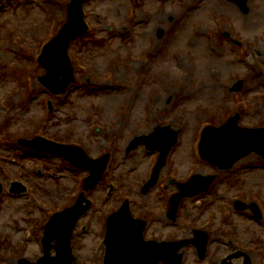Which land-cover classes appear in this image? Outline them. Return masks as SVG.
<instances>
[{"label":"rangeland","instance_id":"obj_1","mask_svg":"<svg viewBox=\"0 0 264 264\" xmlns=\"http://www.w3.org/2000/svg\"><path fill=\"white\" fill-rule=\"evenodd\" d=\"M69 2L0 0V264L37 262L45 224L76 202L90 176L61 156L19 144L37 136L79 146L91 158L111 154L104 177L86 193L93 203L75 231L74 264H104L107 218L128 199L134 216L149 222V239L207 232V257L188 246L183 264H222L237 251L264 264V160L253 153L219 170L198 152L203 129L237 113L240 126L264 127V0H89V31L69 50L76 81L54 95L38 80L46 73L39 57L67 22ZM198 47L216 62H201ZM173 57L177 63L168 64ZM220 59L228 63L219 65ZM159 126L179 130V142L144 195L159 153L128 150ZM194 174L216 179L207 192L184 198L172 222L170 198ZM15 181L28 191L11 194ZM236 200L256 202L263 218L237 210Z\"/></svg>","mask_w":264,"mask_h":264},{"label":"water","instance_id":"obj_2","mask_svg":"<svg viewBox=\"0 0 264 264\" xmlns=\"http://www.w3.org/2000/svg\"><path fill=\"white\" fill-rule=\"evenodd\" d=\"M86 1L88 0H71L67 23L60 33L45 46L40 57V63L47 71L46 75L40 77V81L54 94L65 93L69 85L75 81L69 46L72 40L88 31L84 16ZM235 88L241 91L243 81H240ZM239 120L240 115L237 114L231 117L226 124L220 127L208 126L203 132L200 144L202 157L219 169H231L240 159L252 153H257L264 158V127H241ZM178 139L179 131L167 126L158 127L151 136L137 137L131 142L128 152L141 145L161 152L152 177L143 188V194L146 195L158 183L168 155ZM20 143L35 151L61 155L72 164L89 170L91 176L85 181V191L94 188L101 180L110 159V154L99 159H91L79 147L59 144L43 137L22 140ZM215 179L216 176L196 174L189 182L178 183L179 192L171 198L168 217L176 221L181 201L185 197H194L207 191ZM2 190L3 186L0 183V194ZM26 190L27 188L21 183H14L11 188V191L15 193H22ZM85 202L87 204H84ZM90 206L91 202L85 197L84 192L73 207L54 215L45 228L43 238L45 255L37 262L21 259L19 264H72L76 260L72 250L74 229ZM236 207L246 209L248 206L238 201ZM251 207L254 213L261 217L258 206L252 204ZM146 225V221L135 219L132 216L129 201H126L118 212L108 218L104 264H182L184 255L179 252L189 244L197 246L202 258L206 256L208 246L206 233L196 231V237L193 239L160 243L155 240H145ZM55 240L58 241L56 246L53 245ZM54 248L57 252L56 256H52ZM241 255L243 253L240 252L229 258L233 259ZM246 261L247 264H251L249 257ZM223 264L232 263L225 261Z\"/></svg>","mask_w":264,"mask_h":264},{"label":"bare ground","instance_id":"obj_3","mask_svg":"<svg viewBox=\"0 0 264 264\" xmlns=\"http://www.w3.org/2000/svg\"><path fill=\"white\" fill-rule=\"evenodd\" d=\"M238 1V0H237ZM222 2H223V0H222ZM235 10H232V12H234ZM233 16L234 17H236V18H238V19H240V18H242V16L240 17L238 14H237V12H234L233 13ZM234 23V22H233ZM248 30H249V28H248ZM182 36V33H181V35H180V37ZM194 46V45H193ZM201 47H198V51H197V54H198V56L200 57V61L201 62H204V63H209V64H212V63H214V62H216L215 60H216V57H215V59L214 58H212V57H208V58H205V57H203V55L201 54V55H199V52H202L201 51ZM188 52V51H187ZM198 58V57H197ZM205 58V59H204ZM221 60V59H220ZM164 61H165V59H162V60H160L159 62H158V66H160V65H163V63H164ZM166 62H168V64L170 63H177V60H176V58H170V59H167V61ZM219 63V65H225V64H227L228 63V61L227 60H221V61H219L218 62ZM165 64V63H164Z\"/></svg>","mask_w":264,"mask_h":264}]
</instances>
